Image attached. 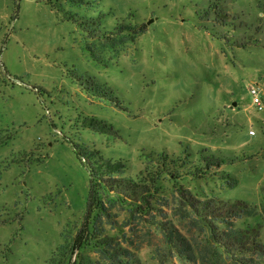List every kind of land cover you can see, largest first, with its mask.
Instances as JSON below:
<instances>
[{"label":"rangeland","instance_id":"rangeland-1","mask_svg":"<svg viewBox=\"0 0 264 264\" xmlns=\"http://www.w3.org/2000/svg\"><path fill=\"white\" fill-rule=\"evenodd\" d=\"M73 1L0 0V264H110L104 239L142 264H199L159 223L195 246L191 202L261 206L264 0ZM125 25L144 28L130 41ZM107 160L145 193L102 189L110 217L76 249L90 168ZM241 222L264 242V217Z\"/></svg>","mask_w":264,"mask_h":264},{"label":"trees","instance_id":"trees-1","mask_svg":"<svg viewBox=\"0 0 264 264\" xmlns=\"http://www.w3.org/2000/svg\"><path fill=\"white\" fill-rule=\"evenodd\" d=\"M143 28L144 25L140 27L138 33ZM118 30L120 33L128 34L130 41H133L138 34H131L130 25L120 26ZM223 162L222 158L214 164L208 160L206 167L210 165L219 167ZM184 166L185 162L181 160L175 167ZM122 172L123 164L120 161L96 162V165L90 168L86 214L82 226L73 238L74 248H80L86 238L91 240L101 236L102 215L110 217L108 207L101 195L102 189L107 187L115 189L113 192L116 196L108 200L110 203L128 201L136 205L138 199H141L140 196L145 193V183L123 176ZM143 173L144 171H140L139 177H143ZM259 193L261 197L259 208L240 200L210 199L191 202L192 210L198 217L188 218L187 224L201 234L200 241L195 246L170 218H165L159 223L163 237L176 249L180 258L196 259L199 264H264V242L260 239L259 225L241 224L246 218L264 217V181L259 187ZM99 244L101 253L110 260V264H142L135 251L129 248L111 247L105 239L99 241Z\"/></svg>","mask_w":264,"mask_h":264},{"label":"built area","instance_id":"built-area-1","mask_svg":"<svg viewBox=\"0 0 264 264\" xmlns=\"http://www.w3.org/2000/svg\"><path fill=\"white\" fill-rule=\"evenodd\" d=\"M250 93L252 95H254L253 96V104L255 105V107L258 110H262L263 109L262 102H261L260 98L256 95L257 94V88L251 87L250 88ZM251 133H253V132L251 131Z\"/></svg>","mask_w":264,"mask_h":264}]
</instances>
